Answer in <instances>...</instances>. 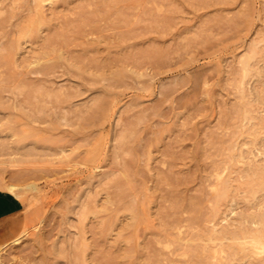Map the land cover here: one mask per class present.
Wrapping results in <instances>:
<instances>
[{"label":"rangeland","instance_id":"374dc122","mask_svg":"<svg viewBox=\"0 0 264 264\" xmlns=\"http://www.w3.org/2000/svg\"><path fill=\"white\" fill-rule=\"evenodd\" d=\"M37 7L44 9L47 18L50 17V25L44 27L46 34L47 31H52L57 51L67 50V53L64 51L67 55L60 57L59 52L51 51V56L48 55L45 61L42 59L31 63L34 59L29 51L39 47V43H36L39 37L23 39L22 36L20 39L18 33L23 35L20 30L23 32L30 24V16H37ZM155 18L160 22L156 23ZM151 19L155 24H152ZM147 23L150 25H146ZM81 24L84 25L83 28ZM4 26H7L6 29ZM61 27L65 29L62 30ZM140 27L147 32H141ZM72 28H75L74 33ZM0 30V34L3 32L6 37L2 38L3 35H0V264H84V258L86 263L91 259L92 262L88 264H136V259L144 257L142 262L152 258L151 261L156 264H216V261L225 264H256L264 259V245H256L252 240L254 228L261 225L264 228L261 223V220L264 222V188L256 192L258 196L255 193L257 199H252L254 197H251L247 184V176L252 173L249 169L251 161L245 160L246 157L255 158L258 165L261 164L259 168L264 169V0H0ZM132 30L135 32L133 36L130 34ZM55 31L59 34L61 31L66 33L56 37ZM8 32H12V35L9 34L10 39ZM125 34L128 35L124 36ZM141 34H144V38ZM100 36L103 39H99ZM82 37L89 42L86 43ZM65 38L70 39V42ZM63 40L66 43L62 47ZM105 42L112 45H105ZM117 42L123 43L117 45ZM138 42L141 45H137ZM91 43H98L95 44L96 47L100 50L102 47L103 52H98L97 48L95 50V45ZM1 44L6 45L3 47ZM68 46L77 49L73 50ZM86 47L94 51L90 50L89 54L83 50ZM7 51L11 55L9 62L4 57ZM112 51L115 53L111 57ZM103 53L109 54L108 58L113 60L106 58ZM71 55L79 58L77 65L69 62V59L65 61ZM137 55L142 57V62H139L141 60ZM15 59H18L16 63ZM122 59L126 61L123 62ZM53 60L58 64H54ZM64 62L66 69L63 67ZM18 63L22 66H18ZM139 63L143 67L140 68ZM49 64L52 68L49 73L43 74V66ZM92 65L99 67L98 70ZM69 67L70 71L72 69L76 73L67 71ZM17 69L19 76L15 75ZM94 69L96 70L93 71ZM31 70L41 73L33 74ZM116 72L119 74L116 75ZM11 73H15L16 77H12L14 75ZM80 73L86 77L82 78ZM123 75L124 78H121L124 80L119 77ZM44 80L50 82L52 87ZM89 80H92L91 83ZM9 81L14 84L10 85ZM111 83L119 86L113 87ZM70 84H76L74 86H78L80 90ZM108 98L113 100L109 101ZM53 110L58 112H52ZM103 117L106 119H101ZM230 144H236V147ZM249 150L256 152L250 154ZM239 152L244 161H232V153L240 155ZM225 156L232 162L228 159L223 161ZM226 160L227 164L224 163ZM245 161L248 162L247 165H244ZM235 164L237 169L242 167L239 168L241 172L244 169L243 175L240 171L233 170L236 169ZM107 170L112 172L111 175ZM170 171L172 174L174 172V176ZM232 172L242 180H235L237 176ZM158 173L164 179L156 176ZM168 173L172 175L171 179L170 176L168 178ZM127 174H130L129 178ZM97 175L101 177L98 178ZM164 175H167L165 183L162 182L165 181ZM219 177H225L228 182ZM124 179L126 181H122ZM225 181L231 184V188L235 185L234 181L242 183H238L239 187L237 184L234 186L236 193L232 189V192L221 198V203L218 202L216 193L223 190ZM161 182L163 185L159 184ZM125 185L128 187L123 193L121 190ZM240 190L245 191L242 196L238 194L241 193ZM170 191L174 192L172 196L168 195ZM120 192L124 197L118 195ZM231 193L241 197L250 195L243 199ZM7 195H17L25 204L26 217L19 225H12L4 218L3 201ZM115 197L121 199L117 200ZM217 202L221 203L223 209V214L217 219L218 231L211 229L212 223L217 221L206 220ZM159 211L164 214L161 215ZM176 215L178 219L181 216L182 220L178 222L176 218L173 221ZM196 216H199L198 219ZM168 222L178 224L173 226ZM93 223L97 226H93ZM160 223L164 226H159ZM104 227H107L105 231ZM159 227L163 230L160 231ZM240 227L247 232L243 234ZM165 228L169 233L165 232ZM237 230L239 238H236ZM157 232L162 233L159 235ZM168 236H177L173 238L177 239L176 242ZM232 237L237 240L234 241ZM186 238L188 241L184 240ZM190 241L195 244H190ZM90 243L92 247L89 246ZM148 243L152 246L148 247ZM232 246L238 250L237 254H233ZM146 247L152 251L149 252ZM194 248L198 250L194 252ZM241 249L244 251L241 252ZM226 250L228 258L223 253ZM138 251L144 252L143 255ZM221 252L222 256H219ZM194 255L199 257L196 256L198 262ZM229 257L233 258V261L230 258L231 263ZM141 261L137 264H143ZM151 261L146 264H152Z\"/></svg>","mask_w":264,"mask_h":264},{"label":"bare ground","instance_id":"6f19581e","mask_svg":"<svg viewBox=\"0 0 264 264\" xmlns=\"http://www.w3.org/2000/svg\"><path fill=\"white\" fill-rule=\"evenodd\" d=\"M67 1H68V0H67ZM69 1H70V0H69ZM36 3H37V2H36ZM31 5H32V4H31ZM35 6H36V4H34V7H35ZM37 6H38V5H37ZM52 6H53V5H52ZM30 7H31V6H30ZM41 7H42V6H41ZM56 7H57V6H56ZM37 8H38L37 16H35V17L32 18V16L29 15L31 19H30V24L27 26V28H25L26 26L23 27V26L21 25V27L25 28V29H23V30H24L23 32H22V30H20L21 33H23V35L18 33V35H20V37H21L20 39H22V36H23V39H26V37H28V38H33V37H34V38H35V37L37 38V37H39V40H37V42H36V43H39V47H38L37 49L32 48V49L29 51V53H32L31 56H32L33 59H34L31 63L40 62L42 59H43V61H45L44 59L50 54L51 51H54V52H55V51L58 50V49L55 47L56 45H54V44H55V43H54L55 38L53 39V36H52L53 34H51L52 31H47V34H46V32H45V30H44V27H45V26H49V25H50V24H49V21H50L49 18H50V17L47 18L44 9H42L43 7H42V8L37 7ZM37 8H36V9H37ZM33 9H34V8H33ZM49 9H51V8H49ZM120 9H121V8H120ZM118 10H119V8H118ZM51 11H52V9H51ZM124 11H125V10H124ZM148 11H149V10H148ZM148 11H147V12H148ZM32 12H33V10H32ZM32 12H30V13L32 14ZM53 12H54V11H53ZM55 12H56V10H55ZM148 13H149V12H148ZM33 14H34V12H33ZM50 14H52V13H50ZM50 14H49V16H51ZM56 14H57V13H56ZM140 14H142V13H140ZM35 15H36V14H35ZM53 15H54V14H53ZM53 15H52V16H53ZM122 15H123V14H122ZM26 16H27V15H26ZM54 16H56V15H54ZM126 16H127V15H126ZM144 16H146V14H144ZM144 16H143V17H144ZM148 16H149V14H148ZM119 18H120V17H119ZM150 18H151V17H150ZM9 19H10V18H9ZM25 19H26V17H25ZM53 19H55V18H53ZM144 19L147 20V18H145V17H144ZM170 19H171V18H170ZM170 19L168 18V20H170ZM26 20H27V19H26ZM138 20H139V19H138ZM146 20H145V22H146ZM157 20H158V19L155 18L154 21H155L156 23H157V22L159 23L160 21H157ZM53 21H54V20H53ZM150 21L152 22V24L154 23V21H153L152 19H151ZM163 21H164V20H163ZM165 21H166V20H165ZM50 22H51V21H50ZM68 22H69V21H68ZM145 22H144V23H145ZM147 22H149V20H147ZM167 22H168V21H167ZM28 23H29V21H28ZM126 23H127V22H126ZM144 23H143V24H144ZM161 23H163V22H161ZM168 23H169V22H168ZM148 24L150 25V23H147L146 25H148ZM154 24H155V23H154ZM164 24H166V22H164ZM128 25H129V24H128ZM170 25H171V24H170ZM19 26H20V25H19ZM59 26H60V25H59ZM59 26H58V27H59ZM61 26H62V25H61ZM63 26H65V24H64ZM77 26H78V25H77ZM83 26H84V25L81 24V27H82V28H83ZM138 26H139V24H138ZM151 26H152V28L154 27L153 25H151ZM158 26H159V25H158ZM161 26L163 27L164 25H161ZM4 27H5L4 29H6L7 26H4ZM21 27H20V28H21ZM52 27H53V26H52ZM120 27H122V26H120ZM147 27H148V26H147ZM149 27H150V26H149ZM167 27H168V26H167ZM17 28H18V27H17ZM20 28H19V29H20ZM54 28H55V27H54ZM61 28H62V27H61ZM65 28H66V26H65ZM65 28H62V30H64ZM79 28H80V27H79ZM94 28H95V27H94ZM140 28H141V27H140ZM144 28H145V27H144ZM165 28H166V27H165ZM4 29H2V30H4ZM74 29H75V28H72L73 33L75 32ZM95 29H96V28H95ZM7 30H8V29H7ZM59 30H60V28L58 29V31H59ZM81 30H82V29H81ZM98 30H99V29H98ZM100 30H101V29H100ZM100 30H99V31H100ZM127 30H129V29H127ZM134 30H135V29H134ZM139 30H140L141 32H142V31H146V32H147V30L143 29V27H142L141 29H139ZM152 30H153V29H152ZM0 31H1V30H0ZM99 31H97L98 34L100 33ZM124 31H125V30H124ZM129 31H130V30H129ZM156 31H157V30H156ZM156 31H155V33H156ZM5 32H7V31H5ZM44 32H45V33H44ZM55 32H56V31H55ZM87 32H88V31H86V33H87ZM92 32H93V31H92ZM94 32H95V31H94ZM153 32H154V30H153ZM11 33H12V32H11ZM11 33L8 32V35H9V34L12 35ZM56 33H57V32H56ZM65 33H66V31H65ZM65 33H62V31L60 32V34H65ZM78 33H81V31L78 32ZM102 33H103V32H102ZM118 33L120 34V31H118ZM118 33H117V34H118ZM125 33H127V32L125 31ZM134 33H135V32L132 30V33H130V34L133 36ZM150 33H151V32H150ZM150 33H148V34H150ZM155 33H154V34H155ZM163 33H164V32H163ZM1 34L3 35V32H1ZM1 34H0V35H1ZM4 34H7V33H4ZM60 34H59V32H58V33L55 34V35H56V37H57V35L59 36ZM67 34H68V32H67ZM87 34H88V33H87ZM100 34H101V33H100ZM121 34H122V32H121ZM121 34H120V35H121ZM128 34H129V33H128ZM128 34H125L124 36H127ZM130 34H129V35H130ZM10 35H9V36H10ZM68 35H69V34H68ZM77 35H78V34H77ZM79 35H80V34H79ZM83 35H84V33H83ZM101 35H102V34H101ZM114 35L116 36V34H114ZM122 35H123V34H122ZM137 35H138V33H137ZM143 35H144V34H143ZM143 35L141 34L142 38H144ZM145 35H147V34H145ZM3 36H4V37H3ZM3 36H2V38H6L5 35H3ZM9 36H8V37H9ZM60 36H61V35H60ZM65 36H66V35H65ZM69 36H70V35H69ZM80 36H81V35H80ZM84 36H85V35H84ZM102 36H103V35H102ZM107 36H108V35H107ZM111 36H112V35H111ZM24 37H25V38H24ZM104 37L106 38L105 35H104ZM135 37H136V36H135ZM2 38H1V39H2ZM10 38H11V36H10L8 39H10ZM82 38L84 39V37H82ZM101 38L103 39V37L100 36L99 39H101ZM108 38H109V36H108ZM117 38H118V37H117ZM127 38H128V37H127ZM65 39H66V38H65ZM67 39H68V38H67ZM67 39H66V40H67ZM75 39H76V38H75ZM78 39H79V38H78ZM109 39H110V38H109ZM133 39H135V38H133ZM136 39H138V38H136ZM152 39H153V38H152ZM16 40H17V39H16ZM56 40H57V39H56ZM68 40H69V42H70V39H68ZM96 40H98V39H96ZM111 40H112V39H111ZM114 40H116V37H114ZM118 40H119V39H118ZM123 40H124V39H123ZM130 40H131V39H130ZM20 41H22V40H20ZM20 41H18V42H19V44H18L19 47H21V45H20ZM30 41H31V40H30ZM59 41H60V40H59ZM59 41H58V42H59ZM64 41H65V40H63L62 44H63V43H66V42H64ZM84 41H86V43H87L88 40H85V39H84ZM92 41H93V40H92ZM92 41H91V42H92ZM94 41H95V40H94ZM108 41H109V40H108ZM119 41H121V40H119ZM131 41H132V40H131ZM131 41H129V44L131 43ZM136 41H137V40H136ZM149 41H151V40H149ZM154 41H156V39H154ZM8 42H9V41H8ZM58 42H57V45L59 44ZM60 42H61V41H60ZM81 42H83V41H81ZM88 42H89V41H88ZM101 42H102V40H101ZM115 42H116V41H115ZM127 42H128V40H127ZM133 42H134V41H133ZM147 42H148V41H147ZM151 42H152V41H151ZM71 43H72V42H71ZM71 43H69V44H71ZM75 43H76V42H75ZM78 43H79V42H78ZM83 43H84V42H83ZM83 43H82V45H83ZM105 43H106V42H105ZM109 43H110V41H109ZM109 43H106L105 45H107V44H108V46H109V45H112V43H111V44H109ZM122 43H123V42H122ZM122 43L120 42V44H122ZM138 43H139V42H138ZM148 43H149V42H148ZM154 43H155V42H154ZM11 44H12V43L10 42V47L12 46ZM73 44H74V43H73ZM88 44H89V43H88ZM91 44H92V43H91ZM95 44H96V43H94V45H95ZM97 44H98V43H97ZM97 44H96V45H97ZM101 44H104V43H101ZM116 44L118 45L119 42H117ZM120 44H119V45H120ZM125 44L127 45L128 43H125ZM132 44H133V43H132ZM132 44H131V46H132ZM136 44H137V43H135V45H136ZM142 44H143V43H142ZM144 44H146V43H144ZM144 44H143V45H144ZM151 44H152V43H151ZM1 45H3V47H4L6 44H5V45H4V44H1ZM7 45H8V43H7ZM15 45H16V44H15ZM78 45H79V44H78ZM78 45H77V46H78ZM85 45H86V44H85ZM85 45H84V46H85ZM92 45H93V44H92ZM94 45H93V46H94ZM96 45H95V48H94V49L96 50V48H97L98 52H99V51L103 52V51H102L103 48L100 47V48H101V50H100V49H98V48H99L98 46L96 47ZM113 45H114V43H113ZM137 45H141V44L139 43V44H137ZM143 45H142V46H143ZM155 45H156V44H155ZM13 46H14V43H13ZM59 46H61V45H59ZM59 46H57V47H59ZM63 46H64V44L62 45V47H63ZM73 46H75V44H74ZM84 46H83V48H84ZM102 46H104V45H102ZM15 47H16V46H15ZM17 47H18V46H17ZM69 47H71V46H68V48H69ZM80 47H81V45H80ZM88 47H90V46H88ZM91 47H92V46H91ZM124 47H125V46H124ZM128 47H130V45H129ZM132 47H133V46H132ZM137 47H138V46H137ZM150 47H151V45H150ZM150 47H149V48H150ZM154 47H156V46H154ZM11 48H12V47H11ZM66 48H67V47H66ZM71 48H73V47H71ZM74 48L77 49V47H74ZM74 48H73V50H75ZM125 48H126V47H125ZM125 48H124V49H125ZM133 48H134V47H133ZM19 49H20V48H19ZM62 49H63V48H62ZM79 49L82 50L81 48H79ZM79 49H78V50H79ZM115 49H116V48H114V50H115ZM122 49H123V47H122ZM130 49H131V48H130ZM130 49H128V50H130ZM157 49H158V48H157ZM157 49H156V50H157ZM3 50H4V49H3ZM3 50H2V51H3ZM11 50H12V49H11ZM11 50H10V51H11ZM13 50H14V48H13ZM17 50H18V49H17ZM70 50H72V49H70ZM83 50H85L86 52H89V54H91V53H90V50H92V49H90V48L87 49V47H86V49H83ZM87 50H89V51H87ZM104 50H106V49H104ZM112 50H113V48H112ZM125 50H126V49H125ZM141 50H142V49H141ZM146 50H148V48H147ZM150 50H152V48H151ZM154 50H155V49H154ZM10 51H7V54L5 53L6 56L3 54L4 57H5V59H7V61H8V59L10 60V57H11V55L9 54ZM18 51L20 52V50H18ZM21 51H26V50L21 49ZM64 51H65V50H61V49H59V51H57V52H59V56H60V57H63V55H67V54H65V52L67 53V50H66L65 52H64ZM76 51H77V50H76ZM85 51H84V52H85ZM92 51H94V50H92ZM106 51H107V50H106ZM110 51H111V50H110ZM115 51H116V50H115ZM117 51H118V50H117ZM8 52H9V53H8ZM11 52H12V51H11ZM27 52H28V51H27ZM69 52H70V51H69ZM73 52H74V51H72V53H73ZM78 52H79V51H78ZM84 52H83V53H84ZM96 52H97V51H96ZM98 52H97V53H98ZM101 52H100V53H101ZM118 52H120V50H119ZM118 52H117V53H118ZM122 52H123V51H122ZM131 52H132V49H131ZM131 52H130V53H131ZM141 52H144V51H141ZM154 52H155V51H154ZM158 52H159V51H158ZM158 52H157V53H158ZM160 52H161V51H160ZM15 53H16V52L14 51V55H15ZM21 53H22V52H21ZM23 53H24V52H23ZM23 53H22V54H23ZM29 53H28V54H29ZM76 53H77V52H75V54H76ZM81 53H82V52H81ZM83 53H82V54H83ZM92 53H93V52H92ZM114 53H115V52H113V51L111 52V57H112V54H114ZM135 53H136V52H135ZM149 53H150V52H149ZM163 53H164V51H163ZM54 54H55V53H54ZM57 54H58V53H57ZM73 54H74V53H73ZM82 54H81V55H82ZM86 54H87V53H86ZM101 54H102V53H101ZM103 54H106V55H105V57L107 56L106 58H108V56L110 57V55L107 54V53H103ZM121 54H122V53H121ZM124 54H126V53H124ZM131 54H132V53H131ZM131 54H130V56L133 55V54H132V55H131ZM136 54H137V53H136ZM136 54H134V55L136 56ZM164 54H165V53H164ZM25 55H26V54H25ZM25 55H24V56H25ZM77 55H79V53H78ZM84 55H85V54H84ZM87 55H88V54H87ZM126 55H127V54H126ZM126 55H125V57H127ZM160 55H161V58H164V57H162V54H160ZM29 56H30V54H29ZM29 56H28V57H29ZM49 56H51V55H49ZM56 56H57V55H56ZM56 56H54V58H55ZM92 56H93V55H92ZM92 56H89V57H92ZM102 56L104 57V55H102ZM102 56H101V57H102ZM116 56H117V55H116ZM130 56H129V57H130ZM137 56H138V55H137ZM151 56H153V53H152ZM156 56H157V55L155 54V58H156ZM14 57H15V56H14ZM80 57L83 59V55L80 56ZM99 57H100V56H99ZM99 57H98V58H99ZM101 57H100V58H101ZM118 57L121 58L122 56H121V57L118 56ZM123 57H124V56H123ZM123 57H122V58H123ZM138 57H140V60H141V61H139V62H142V59H141L142 57H141V56H138ZM157 57H158V56H157ZM17 58H18V57H17ZM22 58H23V57H22ZM24 58H25V57H24ZM56 58H57V57H56ZM84 58H85V56H84ZM96 58H97V57H96ZM98 58H97V59H98ZM132 58H134V57L132 56ZM135 58H136V57H135ZM1 59H2V58H1ZM20 59H21V57H20ZM50 59H51V58H50ZM65 59H66V58H65ZM68 59L70 60L69 62H71L72 64H76V65H77V63L79 62V58L76 57V55H74V56L71 55V56H69V57L67 56V60H65V61H68ZM108 59L110 60V59H112V58H108ZM117 59H118V58H117ZM124 59H125V58H124ZM156 59H157V58H156ZM15 60H16V59H15ZM15 60H13V62H14ZM17 60H18V59H17ZM17 60L15 61V63L17 62ZM31 60H32V59H31ZM61 60H62V59H61ZM63 60H64V59H63ZM87 60H88V59H87ZM99 60H102V59H99ZM112 60H113V59H112ZM120 60H121V59H120ZM3 61L6 62V60H3ZM11 61H12V59H11ZM21 61H23V60H21ZM26 61H27V60H26ZM29 61H30V60H29ZM90 61H91V60H90ZM104 61H105V60H104ZM122 61H123V59H122ZM122 61H121V62H122ZM124 61H126V60H124ZM124 61H123V62H124ZM135 61H136V60H135ZM159 61H160V60H158V63H160ZM8 62H9V61H8ZM19 62H20V61H19ZM24 62H25V61H24ZM51 62H52V61H50V63H51ZM53 62H54V64H58V62L55 63L54 60H53ZM83 62H84V61H83ZM87 62H88V61H87ZM100 62H101V61H99V63H100ZM121 62H120V63H121ZM137 62H138V61H137ZM11 63H12V62H11ZM61 63H62V62H61ZM91 63H92V62H91ZM105 63H106V62H105ZM105 63H103L104 66L106 65ZM133 63H134V62H133ZM26 64H28V63H26ZM29 64H30V62H29ZM45 64H46V63H45ZM52 64H53V63H52ZM64 64H65V62L63 63V65H64ZM72 64H71V65H72ZM82 64H83V63H82ZM88 64H89V63H88ZM100 64H101V63H100ZM118 64H119V63H118ZM121 64H122V63H121ZM152 64H154V63H152ZM6 65L9 66L8 64H6ZM13 65H14V63H13ZM17 65L19 66L20 64L18 63ZM31 65H32V64H31ZM33 65H34V64H33ZM46 65H47V64H46ZM60 65H61V64L59 63V65H58L59 68H60ZM78 65H79V64H78ZM80 65H81V64H80ZM125 65H126V64H125ZM132 65H133V64H132ZM132 65H131V66H132ZM139 65H140V63H139ZM1 66H2V63H1ZM21 66H22V65H20V67H21ZM29 66H30V65H29ZM55 66H56V65H55ZM65 66H67V65L65 64L63 67H65ZM72 66H73V65H72ZM84 66H86V65H84ZM90 66H91V65H90ZM92 66L96 67L97 70H98V68H99V67H97V66H95V65H92ZM106 66H107V65H106ZM129 66H130V65H129ZM9 67H10V66H9ZM11 67H13V66H11ZM63 67H61V68H63ZM94 67H92V69H93ZM117 67H118V66H117ZM132 67H133V66H132ZM141 67H143L142 64L140 65V68H141ZM25 68H26V65H25ZM25 68H24V69H25ZM27 68H28V67H27ZM51 68H52V67H51L50 64H49V66H43V68H42V73H43V74H47V73H49V71H50ZM66 68H67V67H65L64 69H66ZM73 68H74V67H73ZM89 68H91V67H89ZM104 68H105V67H104ZM11 69H14V68H11ZM11 69H10V71H11ZM28 69H29V68H28ZM28 69H27V70H28ZM40 69H41V68H40ZM69 69H70V67L67 69V71H68ZM92 69H91V70H92ZM109 69H111V68H109ZM109 69H107V70L109 71ZM114 69H115V67H114ZM134 69H135V68H134ZM86 70H87V69H86ZM95 70H96V69H94L93 71H95ZM102 70H103V69H102ZM104 70H106V69H104ZM126 70H127V69H125L124 75H125V73H126ZM128 70H129V67H128ZM136 70H137V68H136ZM138 70H139V68H138ZM8 71H9V70H8ZM8 71H7V72H8ZM10 71H9V72H10ZM21 71H22V70H20V72H21ZM23 71H24V70H23ZM72 71H74V70H72V69H71V71L69 70V72H72ZM76 71H79V70L76 69ZM110 71H111V70H110ZM115 71H116V70H115ZM129 71H131V70H129ZM129 71H128V72H129ZM140 71H141V70H140ZM7 72H6V73H7ZM15 72H16V74H15V73H11V75H14V74L17 75V74H18V69H17V71H15ZM30 72H32V73L34 74L35 72L38 73L39 71H38V70H37V71H36V70H34V71L31 70ZM30 72H29V74H31ZM53 72H55V71H53ZM57 72H58V71H57ZM63 72H64V71H63ZM63 72L61 73L62 75H63ZM74 72H75V71H74ZM74 72H73V73H74ZM98 72H99V71H98ZM117 72H119V71H117ZM117 72H116V73H117ZM131 72H133V71H131ZM131 72H130V73H131ZM39 73H41V71H40ZM65 73H66V71H65ZM73 73H72V75H73ZM75 73H76V72H75ZM81 73H82V72H81ZM81 73H80V75H81ZM96 73H97V71H96ZM111 73H112V72H111ZM111 73H110V74H111ZM140 73H141V72H140ZM8 74H9V73H8ZM20 74L22 75V73H20ZM24 74H25V72H24ZM24 74H23V75H24ZM56 74H57V73H56ZM82 74H83V73H82ZM118 74H119V73H117L116 75H118ZM120 74H121V73H120ZM122 74H123V72H122ZM134 74H135V72H134ZM138 74H139V73H138ZM138 74H137L136 76H139ZM15 75L12 76V77H16ZM27 75H28V74H27ZM74 75H77V74H74ZM80 75L78 74V76H80ZM90 75H91V74H90ZM103 75H104V73H103ZM124 75H123V76H119V77H120V78H121V77L124 78ZM17 76H19V75H17ZM42 76H43V75H42ZM54 76H55V75H54ZM65 76H66V75H65ZM78 76H77V77H78ZM81 76H82V75H81ZM126 76H127V75H126ZM7 77H8V76H7ZM21 77H22V76H20V78H21ZM84 77H86V76L84 75ZM84 77L82 76V78H84ZM96 77H97V76H96ZM4 78H6V77H4ZM27 78H28V77H27ZM27 78H25V79H27ZM30 78H31V77H29V79H30ZM41 78H42V77H41ZM48 78H49V77H48ZM69 78H70V75H69ZM71 78H72V77H71ZM37 79H38V78H37ZM37 79H36V80H37ZM39 79H40V78H39ZM66 79H67V78H66ZM85 79H87V78H85ZM88 79H89V78H88ZM90 79H91V78H90ZM92 79H94V78H92ZM105 79H106V78H105ZM121 79H122V78H121ZM12 80H14V79H12ZM12 80H11V81H12ZM17 80H18V79H17ZM30 80H32V78H31ZM30 80H29V81H30ZM33 80H34V79H33ZM47 80L49 81V79H47ZM72 80H74V78H73ZM75 80H78V78H77V79L75 78ZM83 80H84V79H83ZM94 80H96V78H95ZM122 80H124V79H122ZM122 80H121V81H122ZM7 81H8V80H7ZM44 81H45V80H44ZM50 81H51V80H50ZM64 81H65V80H64ZM90 81H92V80H89L88 82H90ZM9 82H10V81H9ZM21 82H22V81H21ZM21 82H19V83H21ZM45 82H47V81H45ZM75 82H76V81H75ZM75 82H74V83H75ZM84 82H85V81H84ZM122 82H123V81H122ZM122 82H121V83H122ZM38 83H39V82H38ZM47 83H48V82H47ZM90 83H91V82H90ZM94 83H96V82H94ZM113 83H114V82H113ZM115 83H117V82H115ZM119 83H120V82H118V84H119ZM13 84H14V83H13ZM13 84H11V82H10V85H13ZM22 84H23V83H22ZM28 84H29V83H28ZM39 84H40V83H39ZM41 84H42V82H41ZM48 84L51 85L50 82H49ZM48 84H46V85H48ZM53 84H54V83H53ZM81 84H82V83H81ZM83 84H84V83H83ZM125 84H126V82H125ZM135 84H136V83H135ZM10 85H8V86H10ZM30 85H31V84H30ZM36 85H37V84H36ZM62 85H64V84L62 83ZM70 85H71V84H70ZM70 85H68V86H70ZM74 85H76V84H74ZM74 85H71V86H74ZM77 85H79V84H77ZM86 85H88V84H86ZM86 85H85V86H86ZM106 85H107V84H106ZM112 85H113V84L111 83V86H112ZM116 85H117V84H116ZM116 85L114 84L113 87H115ZM126 85L129 86V83H127ZM126 85H125V86H126ZM0 86H1V85H0ZM16 86H17V84H16ZM21 86H22V85H21ZM25 86H26V85H25ZM34 86H35V85H34ZM38 86H39V85H38ZM38 86H36V87H38ZM42 86H43V85H41V87H42ZM65 86H66V85H65ZM65 86H64V87H65ZM68 86H67V87H68ZM71 86H70V87H71ZM81 86H82V85H81ZM85 86H84V87H85ZM89 86H90V85H88V87H89ZM118 86H119V85H117V87H118ZM6 87H7V86H6ZM14 87H15V86H14ZM29 87H30V86H29ZM51 87H52V85H51ZM51 87L49 86L48 88H51ZM74 87H75V89H76V87L78 88V86H74ZM86 87H87V86H86ZM88 87H87V90H88ZM44 88H45V87H44ZM60 88H61V87H60ZM82 88H83V87H82ZM110 88H111V87H110ZM120 88H122V87H120ZM16 89H17V88H16ZM78 89L80 90V88H78ZM78 89H77V90H78ZM89 89H90V88H89ZM40 90H41V89H40ZM138 90H139V89H138ZM83 91H84V90H83ZM52 93H53V92H52ZM70 94H71V93H70ZM116 94H118V93H116ZM53 96H54V95H53ZM93 96H94V95H93ZM113 96H114V95H113ZM65 97H66V96H65ZM67 97H70V96L67 95ZM57 98H58V97H57ZM63 98H64V97H63ZM99 98H100V97H99ZM34 99H35V98H34ZM91 99H92V98H91ZM94 99H95V98H94ZM106 99H107V98H106ZM110 99H111V98H110ZM110 99L108 98L109 101H110ZM59 100H60V99H59ZM61 100H63V99H61ZM70 100H71V99H69L68 102H70ZM96 100H98V98H96ZM96 100H95V102H96ZM99 100H100V99H99ZM99 100H98V101H99ZM111 100H113V99H111ZM114 100H117V99H114ZM32 101H33V100H32ZM98 101H97V102H98ZM129 101H131V100H129ZM136 101H137V100H136ZM117 102H118V100H117ZM26 103H27V102H26ZM119 103H120V102H119ZM126 103H127V102H125V104H126ZM131 103H132V101H131ZM135 104H136V103H135ZM60 105H61V104H60ZM114 105H115V103L113 104V107H114ZM116 105H117V104H116ZM60 107H61V106H60ZM63 107H64V106H63ZM65 107H67V106H65ZM54 108H55V107H54ZM103 108H104V105H103ZM103 108H102V110H103ZM61 109H62V108H61ZM93 109H94V108H93ZM93 109H92V110H93ZM96 109H98V108H96ZM99 109H100V108H99ZM55 110H57V109H55ZM55 110H53L52 112H54ZM90 111H91V110H90ZM98 111H99V110H98ZM98 111H95V112L98 113ZM55 112H58V111H55ZM61 112H64V111H61ZM103 112H104V110H103ZM93 113H94V112H93ZM93 113H92V114H93ZM49 114H50V113H49ZM88 114H89V113H88ZM50 115H52V113H51ZM58 115H59L58 118H60V113H58ZM89 115H90V114H89ZM99 115H100V113H99ZM101 115H102V114H101ZM101 115H100V116H101ZM103 115H105V114H103ZM35 116H36V115H35ZM48 116H49V115H48ZM48 116H47V118H48ZM53 117H54V115H53ZM92 117H93V116H92ZM93 118H94V117H93ZM104 118H105V117H103V118H101V119H104ZM36 119H37V118H36ZM49 119H50V117H49ZM51 119H52V118H51ZM83 119H84V118H83ZM101 119H100V120H101ZM105 119H106V118H105ZM33 120H34V119H33ZM49 121H51V120H49ZM32 137H33V136H32ZM122 137H123V135H122ZM33 138H34V137H33ZM254 138H255V137H253V139H254ZM250 139H251V138H250ZM258 139H259V138H258ZM222 140H224V139H222ZM222 140H220V141H222ZM42 141H43V140H42ZM250 141H252V139H251ZM256 141H257V138H256ZM69 142H70V141H69ZM229 142H230V141H229ZM257 142H258V141H257ZM251 143H253V142H251ZM254 143L256 144V142H254ZM220 144H221V143H220ZM255 144H254V145H255ZM66 145H67V143H66ZM122 145H123V144H122ZM231 145H232V144H230V146H231ZM235 145H236V144H234V145H232V146H235ZM250 145H251V144H250ZM116 146H117V145H116ZM116 146H115V147H116ZM216 146H217V145H216ZM216 146H213V147H216ZM113 147H114V146H113ZM122 147H123V146H122ZM223 147H224V146H223ZM235 147H236V146H235ZM255 147H256V146H255ZM66 148H67V147H66ZM116 148H117V147H116ZM226 148H227V147H226ZM233 148H234V147H233ZM220 149H221V147H220ZM230 149H231V148H230ZM240 149H241V150H244V148H240ZM250 149L252 150V148H250ZM114 150H115V149H114ZM216 150H217V149H216ZM231 150H232V149H231ZM241 150H240V151H241ZM118 151H119V150H118ZM118 151H117V152H118ZM233 151H234V150H233ZM46 152H47V151H46ZM243 152H245V151H242V153H243ZM246 152H248V151H246ZM249 152H250V154L252 153V151H250V150H249ZM253 152L255 153L256 151L253 150ZM114 153H115V152H114ZM119 153H120V152H119ZM229 153H230V152H229ZM229 153H227V156L229 155ZM254 153H252V154H254ZM259 153H260V152H259ZM225 154H226V152H225ZM232 154H233V155L230 156L231 159H232V161H234V162H236V161L239 162L240 160H241V161H244V159L242 160V158H240V156L242 155V154H240V152H239L240 155H238L237 153H232ZM116 155H117V154H116ZM118 155H119V154H118ZM223 155H224V154H223ZM223 155H222V157H223ZM248 155H249V154H248ZM259 155H260V154H259ZM106 156H107V155H106ZM110 156H111V155H110ZM113 156H115V154H114ZM119 156H120V155H119ZM211 156H212V155H211ZM227 156H225V158H223V161H224L225 159H228L229 156H228V157H227ZM212 157H213V156H212ZM226 157H227V158H226ZM241 157H242V156H241ZM244 157H245V155H244ZM250 157H251V156H250ZM258 157H259V156H258ZM112 158H113V157H112ZM247 158H248V157H246L245 160H250V161H251V164H250L251 166H249V165H248V166H249V169H251L250 172H252L250 176H247V180H249V181H247V184H248V188H249V190L251 191V192H250V193H251V197L253 196L254 198H252V199L255 200V199H257L256 195L258 194V193H256V192H257V191L259 192L260 188H261V189L264 188V169L261 170V169L259 168V167H261V164H259V165H260V166H259V165H258V162H257V160H256L255 158H254V159L251 158L252 160H251V159H247ZM114 159H115V158H114ZM231 159H230V160L228 159L229 162L231 161ZM107 160H108V159H107ZM214 160H215V159H214ZM220 160L222 161V159H220ZM220 160H218V161H220ZM112 161H113V160H112ZM221 161H220V162H221ZM226 161H227V160H226ZM232 161H231V162H232ZM117 162H118V161H117ZM259 162H260V161H259ZM110 163H112V162L110 161ZM214 163H215V162H214ZM224 163L227 164L228 161H227V162H224ZM241 163H242V162H241ZM243 163H244V162H243ZM246 163H248V162L245 161L244 165H247ZM249 163H250V162H249ZM263 163H264V162H263ZM124 164H125V162H124ZM124 164H122V165H124ZM126 164H127V163H126ZM219 164H221V163H219ZM222 164H223V163H222ZM237 164H238V163H237ZM253 164H254V165H253ZM224 165H225V164H224ZM235 165H236V164H235ZM244 165H243V166H244ZM109 166H110V165H109ZM113 166H114V165H113ZM125 166H126V165H125ZM125 166H124V168H125ZM128 166H129V165H128ZM96 167H97V168H101V167H99V166H96ZM96 167H95V168H96ZM230 167H231V166H230ZM238 167H239V166H238ZM240 167H241V166H240ZM240 167H239V168H240ZM263 167H264V165H263ZM97 168H96V169H97ZM121 168H122V167H121ZM126 168H127V166H126ZM126 168H125V169H126ZM128 168H129V167H128ZM232 168H233V167H232ZM239 168L237 169V165H236V169H233V170L239 172V171H240ZM104 169H105V168H104ZM110 169H111V168H110ZM240 169H242V167H241ZM98 170H99V169H98ZM123 170H124V169H122V171H123ZM104 171H105V170H104ZM111 171H113V169H112ZM111 171H110V172H111ZM122 171H121V172H122ZM124 171H125V170H124ZM126 171L128 172L127 169H126ZM174 171H175V170H174ZM242 171H243V172H241V171H240V172H241L242 175H243V173H244V169H243ZM97 172H98V171H97ZM102 172H103V171H102ZM107 172H108L110 175H111V173H112V172L110 173L109 170H107ZM170 172H171V174H172V171H170ZM240 172H239V173H240ZM247 172H248V170H247ZM247 172H246V173H247ZM98 173H99V172H98ZM100 173H101V172H100ZM103 173H105V172H103ZM229 173H230V172H229ZM232 173L234 174V172H232ZM232 173H231V174H232ZM248 173H249V172H248ZM158 174H159V175H158ZM158 174H157L156 176H158V177L160 178L162 175L160 176V173H158ZM171 174H170V175H171ZM176 174H177V173H176ZM235 174H236V173H235ZM235 174H234V175H235ZM94 175H95V174H94ZM101 175H102V174H101ZM105 175H106V174H105ZM122 175H123V172H122ZM127 175H128V177H127V176H125V177L129 178L130 174H127ZM167 175H168V178H169V176H170L169 173H168ZM167 175H166V176L164 175V176H165V181H162V182H164V183L166 182V179H167L166 177H167ZM172 175L174 176V172H173ZM172 175H171V176H172ZM238 175H241V174H238ZM92 176H93V175H92ZM102 176H103V175H102ZM171 176H170V179H171ZM177 176H178V175H177ZM228 176H230V175L228 174ZM236 176H237V174H236ZM97 177L99 178V177H101V176H100V175H99V176L97 175ZM97 177H96V178H97ZM104 177H105V176H104ZM106 177H107V176H106ZM106 177H105V178H106ZM113 177H114V176H113ZM230 177H231V176H230ZM234 177H235V176H234ZM234 177H233V178H234ZM241 177H243V176H241ZM241 177H240V178H241ZM98 178H97V179H98ZM102 178H103V177H102ZM121 178H122V177H121ZM159 178H157V179H159ZM162 178H163V177H162ZM162 178H160V179H162ZM181 178H183V177H181ZM224 178H225V177H224ZM224 178L220 179V177H219L220 180H223ZM231 178H232V177H231ZM231 178H230V179H231ZM125 179H126V178H125ZM125 179L122 180V181H126ZM130 179H131V178H130ZM130 179H129V181H130ZM163 179H164V178H163ZM173 179H174V178H172L171 181H173ZM175 179H176V178H175ZM225 179H226V178H225ZM225 179H224V180H225ZM236 179H238V176L235 178V180H236ZM92 180H93V179H91V181H92ZM94 180H95V179H94ZM220 180H219V182H220ZM226 180H227V179H226ZM233 180H234V179H232V181H233ZM241 180H242V179H241ZM241 180L238 179V181H241ZM89 181H90V179H89ZM95 181H96V180H95ZM129 181H127V182H129ZM167 181H168V180H167ZM169 181H170V180H169ZM184 181H185V180H184ZM127 182H125V183L127 184ZM159 182H160V181H159ZM162 182L159 183V184H162ZM175 182H176V181H175ZM181 182H182V181H181ZM181 182H180V183H181ZM225 182H226V181H225ZM227 182H228V180H227ZM227 182H226V185H225V186L222 185L224 182H223L222 184L220 183V184H221L222 186H224V187H222L223 190H222L221 192L216 193V194H217V198L219 199L218 202H219L220 200H222L223 197H225V195H226L228 192H232V191H231L232 189H233V191H234V186H235L236 184H237V186H238V183H242V182H238V183H237V182L234 181L235 185H234V186L232 185L233 188H231V184H229V183L227 184ZM95 183H97V182H95ZM95 183H93V184H95ZM120 183H121V181H120ZM120 183H119V185H120ZM125 183L123 182V184H125ZM156 183H158V182H156ZM178 183H179V182H178ZM245 183H246V182H245ZM245 183H244V184H245ZM89 184H90V183H89ZM123 184H122V185H123ZM159 184H158V185H159ZM167 184H169V182H168ZM172 184H173V182L171 183V185H172ZM175 184H176V183H175ZM95 185L97 186V184H95ZM119 185H118V187H119ZM162 185H163V184H162ZM162 185H160V186H162ZM245 185H246V184H245ZM177 186H178V184H177ZM177 186H176V188H177ZM237 186H236V187H237ZM116 187H117V186H116ZM118 187H117V188H118ZM127 187H128V186L125 185V188L122 187L123 189H122L121 191L123 192V190H126ZM171 187H173V186H171ZM238 187H239V186H238ZM238 187H237V188H238ZM119 188H120V187H119ZM119 188H118V189H119ZM157 188L159 189V186H157ZM160 189H161V187H160ZM235 189H236V188H235ZM238 189H239V188H238ZM249 190H248L247 192H249ZM118 191H119V190H118ZM260 191H261V190H260ZM122 192H120V194L118 193V195H119V196L121 195V196L124 197V194H123L124 192H123V193H122ZM177 192H178V190H177ZM234 192H235V191H234ZM237 192H238V190H237ZM239 192H241V190H240ZM244 192H245V191H244ZM244 192L242 191L241 193H238V194L241 195V194L244 193ZM262 192H263V191H262ZM126 193H127V192H126ZM126 193H125V194H126ZM173 193H174V192L171 193V191H170L168 195H171V196H172ZM175 193H176V192H175ZM179 193L181 194V191H180ZM235 193H236V192H235ZM255 193H256V195H255ZM116 194H117V193H116ZM127 194H128V193H127ZM231 194H233V193H231ZM238 194H236L237 196H235L234 194H233V195H234L235 197L240 198L242 195H241V196H238ZM259 194H260V193H259ZM118 195H117V196H118ZM175 195H176V194H175ZM249 195H250V194H249ZM249 195H248V196H249ZM117 196H116V197H117ZM121 196H120V197H121ZM125 196H126V195H125ZM147 196H148V195H147ZM203 196H204V195H203ZM229 196H230V194H229ZM229 196H228V197H229ZM243 196H244V195H243ZM248 196H247V197H241V198H243V199H244V198H249ZM257 196H258V195H257ZM116 197H115V198H116ZM123 197H122V198H123ZM128 197H129V194H128ZM176 197H178V196H176ZM179 197H180V196H179ZM181 197H182V196H181ZM215 197H216V195H215ZM251 197H250V198H251ZM255 197H256V198H255ZM125 198H127V197H125ZM125 198H124V199H125ZM174 198H175V197H174ZM182 198L184 199V197H182ZM221 198H222V199H221ZM116 199H117V198H116ZM118 199L120 200L121 198H118ZM118 199H117V200H118ZM171 199H172V198H171ZM175 199H176V198H175ZM178 199H179V198H178ZM178 199H177L176 201H178ZM191 199H192V198H191ZM224 199H225V198H224ZM172 200H173V199H172ZM192 200H193V199H192ZM248 200H249V199H248ZM97 201H98V200H97ZM107 201H108V200H107ZM169 201H170V200H169ZM174 201H175V200H174ZM174 201H173V203H174ZM180 201H181V198H180ZM183 201H184V200H183ZM183 201H182V202H183ZM120 202H121V201H120ZM125 202H126V201H125ZM125 202H124L123 204H125ZM170 202H171V201H170ZM193 202H194V201H193ZM193 202H192V203H193ZM218 202H217L216 205L213 207V209L211 210V212H210V214H209V216L207 217L206 220H208V221H213V220H214V221H217V219L220 218L221 214H223V212H222L223 209H221V206H220L221 203H222V201H220V202H221L220 204H219ZM176 203H177V202H176ZM176 203H175V204H176ZM192 203H191V204H192ZM191 204H190V206H191ZM97 205H98V204H97ZM171 205H172V204H171ZM180 205H181V204H180ZM193 205H194V204H193ZM195 205H196V204H195ZM98 207L100 208V204H99ZM182 207H184V206H182ZM99 208H98V210H100ZM161 208H162V207H161ZM176 208H177V207H176ZM158 209H160V207H159ZM173 209H174V208H173ZM179 209H180V208H179ZM190 209H191V208H190ZM196 209H197V208H196ZM168 210H169V209H168ZM182 210H184V209L182 208ZM160 211H162V210L160 209ZM160 211H159V212H160ZM201 211H202V210H201ZM80 212H81V211H80ZM159 212H155V213H159ZM171 212H172V210H171ZM173 212H174V211H173ZM173 212H172V213H173ZM177 212L180 213V211H177ZM177 212H176V213H177ZM195 212H196V211H195ZM134 213H135V212H134ZM138 213H139V212H138ZM138 213H136V214L138 215ZM141 213H143V212H141ZM141 213H140V214H141ZM166 213H167V211H166ZM168 213H169V212H168ZM174 213H175V212H174ZM200 213H201V212H200ZM85 214H86V213H85ZM140 214H139V216H140ZM160 214L163 215L164 212H163V214H162V212H160ZM169 214H171V213H169ZM169 214H168V215H169ZM181 214H183V211H182ZM193 214H194V212H193ZM87 215H88V214H86V216H87ZM134 215H135V214H134ZM134 215H132V216H134ZM141 215H142V214H141ZM154 215H155V214H154ZM249 215H251V214H249ZM155 216H156V215H155ZM164 216H165V215H164ZM166 216H167V215H166ZM170 216H171V215H170ZM170 216H169V217H170ZM172 216H173V215H172ZM192 216H193V215H192ZM263 216H264V215H263ZM87 217H88V216H87ZM157 217H158V216H157ZM169 217H168V219H169ZM196 217H197V219H198L199 216H196ZM196 217H194V218H196ZM135 218H136V217H135ZM158 218H159V217H158ZM160 218H161V217H160ZM172 218H173V217H172ZM176 218H177V215H176L175 218H173V221H176ZM256 218H257V217H256ZM263 218H264V217H263ZM163 219H164V218H163ZM177 219H178V218H177ZM180 219H181V216H180ZM180 219H178L177 221L179 222ZM199 219L202 220L201 217H200ZM159 220H160V219H159ZM165 220H167V218H165ZM165 220H164V221H165ZM181 220H182V219H181ZM167 221H170V220H167ZM167 221H166V222H167ZM95 222H96V221H95ZM181 222H182V221H181ZM217 222H218V221H217ZM217 222L212 223V224H213V225H211V229H212V230H217V229L219 228V227H217V226H219V222H218V223H217ZM254 222L257 223V221H254ZM168 223L170 224L171 222H168ZM168 223H167V224H168ZM182 223H183V222H182ZM182 223H181V224H182ZM187 223H188V222H187ZM198 223H199V222H198ZM204 223H205V222H204ZM210 223H211V222H210ZM261 223L264 224V222H262V220H261ZM93 224H94V223H93ZM96 224H97V222H96ZM96 224H94L93 226H95ZM157 224H159V223H157ZM163 224H164V222H163ZM163 224L160 223L159 226L162 227V226H164ZM167 224H166V225H167ZM169 224H168L167 226H169ZM171 224H172V223H171ZM177 224H178V223H177ZM177 224H176V225H177ZM179 224H180V223H179ZM172 225H173V224H172ZM174 225H175V224H174ZM174 225H173V226H174ZM176 225H175V226H176ZM191 225H192V224H191ZM193 225H194V224H193ZM193 225H192V226H193ZM204 225H205V224H204ZM206 225H207V224H206ZM96 226H97V225H96ZM178 226H179V225H178ZM109 227H110V224H109ZM165 227H166V226H165ZM187 227H188V226H187ZM226 227H228V228L230 229L229 226H226ZM226 227H225V229H226ZM261 227H262V228H261ZM261 227H259V228H257V229L254 228L253 233H252V234H253V235H252V240H253V242H256V245H264V228H263L262 225H261ZM99 228H100V227H99ZM105 228L107 229V227H104V229H103L104 231L106 230ZM155 228H156V227H155ZM167 228H169V227H167ZM170 228H171V227H170ZM170 228H169V229H170ZM172 228H173V227H172ZM199 228H200V227H199ZM205 228H206V227H205ZM223 228H224V226L222 227V229H223ZM159 229H160V227H159ZM165 229H166V228H165ZM232 229H234V228H232ZM232 229H231L230 231H233ZM237 229H238V228H237ZM252 229H253V228H252ZM255 229H256V230H255ZM96 230H97V227H96ZM96 230H95V231H96ZM99 230H100V229H99ZM153 230H154V228H153ZM162 230H163V228H162ZM162 230L160 229V231H162ZM167 230H168V229H166L165 232H166ZM173 230H174V229H173ZM197 230H199V229H197ZM207 230H208V228H207ZM220 230H221V229H220ZM226 230H227V229H226ZM226 230H224V231H226ZM240 230H243V231H244V228L241 229V227H240ZM240 230H239V231H240ZM245 230H246V229H245ZM91 231H92V229H91ZM184 231H185V230H184ZM184 231H183V232H184ZM187 231H188V230H187ZM190 231H192V230H190ZM217 231H218V230H217ZM235 231H236V227H235ZM243 231H240V232L243 233ZM248 231H249V230H248ZM93 232H94V231H93ZM96 232H97V231H96ZM99 232H101V231H99ZM155 232H156V230H155L154 233H153L154 235H155ZM167 232H168V231H167ZM170 232H171V231H170ZM185 232H186V231H185ZM185 232H184V233H185ZM215 232H216V231H215ZM226 232H227V231H226ZM233 232H234V231H233ZM245 232H247V231H244L243 234H245ZM101 233H103V232H101ZM157 233H159V232H157ZM161 233H162V232H160L159 235H160ZM168 233H169V232H168ZM228 233H229V232H228ZM230 233H232V232H230ZM238 233H239V232H238V230H237L236 234H238ZM93 234H94V233H93ZM98 234H99V233H98ZM164 234H166V233H164ZM164 234H163V235H164ZM186 234H187V233H186ZM216 234H217V233H216ZM236 234H235V237H236ZM94 235H95V234H94ZM156 235H157V234H156ZM163 235H162V236H163ZM166 235H167V234H166ZM183 235H184V234H183ZM183 235H182V236H183ZM172 236H173V235L171 234V237H172ZM237 236H238V237H236V238H239V237H240L239 234H238ZM163 237H166V236H163ZM168 237H169V236H168ZM171 237H169V238L172 239V240H174L173 238H174V237H177V236H174L173 238H171ZM241 237H242V236H241ZM244 237H246V236H244ZM248 237H249V236H248ZM248 237H246V238H248ZM96 238H97V237H96ZM179 238H182V237H179ZM228 238H231V237H228ZM242 238H243V237H242ZM156 239H157V238H156ZM158 239H159V238H158ZM161 239H162V238H161ZM165 239H166V238H165ZM165 239H164V240H165ZM211 239H212V238H211ZM232 239H233V237H232ZM234 239H235V238H234ZM234 239H233V240H234ZM94 240H95V239H94ZM159 240H160V239H159ZM176 240H177V239H176ZM176 240H174V241L176 242ZM184 240L188 241L187 238L184 239ZM184 240H181V239H180V241H184ZM192 240H193V239H192ZM192 240H191V241H192ZM235 240H237V239H235ZM235 240H234V241H235ZM238 240H239V239H238ZM240 240H241V239H240ZM191 241H190V244H191L194 240H193L192 242H191ZM241 242H243V241H241ZM151 243H152V241H151ZM153 243H154V242H153ZM153 243H152V244H153ZM163 243H165V241H164ZM238 243H239V242H238ZM78 244H79V243H78ZM86 244H87V243H86ZM88 244H89V243H88ZM144 244H145V243H144ZM148 244H149V243H148ZM179 244H180V243H179ZM181 244H182V242H181ZM192 244H193V243H192ZM194 244H195V243H194ZM194 244H193V245H194ZM149 245H150V244H149ZM187 245H188V244H187ZM237 245L239 246V244H237ZM74 246H75V245H73V247H74ZM89 246L92 247L93 245L91 246V243H90ZM89 246H88V247H89ZM151 246H152V245H150V246H148V247H151ZM184 246H186V245L184 244ZM189 246H191L192 248L194 247V246H192V245H189ZM226 246H227V245H226ZM75 247H76V246H75ZM85 247H86V246H85ZM90 247H89V248H90ZM144 247H145V245H144ZM148 247H146V248H148ZM216 247H217V246H216ZM224 247H225V246H224ZM228 247H229V246H228ZM232 247L234 248V249H232L233 254H237L236 251H238V250H237L234 246H232ZM263 247H264V246H263ZM86 248H87V247H86ZM89 248H88V249H89ZM152 248H153V247H152ZM225 248H226V247H225ZM93 249H94V248H93ZM139 249H140V248H139ZM141 249H142V248H141ZM143 249L145 250V248H143ZM148 249H149V248H148ZM155 249H157V248H155ZM155 249H154V250H155ZM188 249H189V248H188ZM196 249L198 250V248H194V252L196 251ZM205 249H206V248H205ZM242 249H243V248H242ZM242 249H241V252L244 251V250H242ZM84 250H85V249H84ZM146 250H147V249H146ZM189 250H190V249H189ZM207 250H208V247H207ZM212 250H213V249H212ZM212 250L210 251V253L212 252ZM227 250H228V248H227ZM227 250H226V253L223 252L224 254H226L225 256H227V253L229 252V250H228V252H227ZM239 250H240V249H239ZM246 250H247V249H246ZM86 251H87V250H86ZM86 251H85V252H86ZM91 251H92V250H91ZM142 251H143V250H142ZM151 251H152V249L150 248V249H149V252H151ZM155 251H156V250H155ZM155 251H153V252L156 253ZM157 251H159V249H157ZM199 251H200V250H199ZM199 251H197V252H199ZM201 251H202V249H201ZM201 251H200V252H201ZM214 251H215V250H214ZM221 251H222V250H221ZM139 252H140V251H138L137 253H139ZM147 252H148V250H147ZM147 252H145V253H147ZM185 252H187V251H185ZM190 252H191V250H190ZM200 252H199V254H200ZM202 252H203V251H202ZM239 252H240V251H239ZM257 252H258V251H257ZM86 253H87V252H86ZM142 253H144V252H141V253H139V254L143 255ZM183 253H184V252H183ZM187 253H188V252H187ZM206 253H208V252H206ZM206 253H205V254H206ZM213 253H214V252H213ZM215 253H216V251H215ZM231 253H232V252H231ZM260 253H261V251H260ZM62 254H63V253H62ZM107 254H108V253H107ZM194 254H195V253H194ZM197 254H198V253H197ZM199 254H198V255H199ZM238 254L240 255V253H238ZM141 255H140V256L138 255V256L141 257ZM155 255H156V254H155ZM159 255H160V254H159ZM162 255H163V254H162ZM164 255H166V254L164 253ZM206 255H207V254H206ZM206 255H205V256H206ZM210 255L212 256L213 254H210ZM216 255H217V254H216ZM220 255L222 256V252H221V254H219V256H220ZM242 255H243V254H242ZM93 256H94V255H93ZM144 256H146V254H145ZM150 256H152V255L150 254ZM166 256H167V255H166ZM194 256H195V258H196L197 255H194ZM228 256H229V253H228ZM228 256H227V258H228ZM230 256H232V254H230ZM240 256H241V255H240ZM240 256H238V257H240ZM94 257H95V256H94ZM153 257H154V256H153ZM156 257H157V256H156ZM160 257H161V256H160ZM197 257H198V256H197ZM199 257L202 258V255H199ZM199 257H198V258H199ZM208 257H209V256H208ZM223 257H224V256H223ZM242 257H243V256H242ZM242 257H240V258H242ZM91 258H92V257H91ZM96 258H97V257H96ZM144 258H145V257H144ZM144 258H142V259L144 260ZM162 258H163V257H162ZM166 258H167V257H166ZM169 258H170V257H169ZM201 258H200V259H201ZM221 258H222V257H220V259H221ZM224 258H225V257H224ZM230 258H231V257H229V259H230ZM256 258H257V256H256ZM261 258H262V257H261ZM142 259H141V260H142ZM159 259H160V258H159ZM159 259L157 258V260H159ZM164 259H165V256H164L163 260H164ZM167 259H168V258H167ZM208 259H209V258H208ZM208 259L206 258V260H208ZM231 259H232V261H233V258H231ZM231 259L229 260V263L232 262ZM238 259H239V258H238ZM238 259H235V260L239 261ZM82 260H83V257H82ZM82 260H81V261H82ZM89 260L91 261V259H89ZM136 260H137V261H136L137 263H138V261H141V260H139V258L136 259ZM151 260H152V258H151ZM151 260H150V258H149V259L147 258V262H149V261H151ZM157 260H155V261H157ZM197 260H198V259L196 258V262H198ZM222 260H224V259L222 258ZM70 261H71V260H70ZM86 261H87V260L84 258V260H83L84 264H88V263H91V262H92V261H91V262L89 261V262L86 263ZM153 261H154V260H153ZM164 261H165V260H164ZM164 261H163V262H164ZM169 261H170V260H169ZM177 261H178V260H177ZM237 261H236V262H237ZM141 262H142V261H141ZM147 262H146V261H145V262L143 261L142 263H143V264H144V263L146 264ZM157 262H158V261H157ZM160 262H161V261H160ZM201 262H202V261H201ZM211 262H212V261H211ZM218 262H220V264H223V263H224V262L222 263L221 261H218ZM218 262L216 261L215 263L217 264ZM240 262L242 263L243 261H240ZM255 262H256V261H255ZM255 262H252V263H255ZM93 263L97 264L96 262H93ZM137 263H136V264H137ZM151 263L154 264L155 262H152V261H151ZM161 263H162V262H161ZM164 263H165V262H164ZM176 263H177V262H176ZM234 263H235V262H234ZM234 263H233V264H234ZM245 263H246V261H245ZM80 264H81V263H80ZM140 264H141V263H140ZM155 264H156V263H155ZM157 264H159V262H158ZM165 264H166V263H165ZM177 264H178V263H177ZM185 264H186V263H185ZM199 264H200V263H199ZM207 264H208V263H207ZM224 264H225V263H224ZM235 264H236V263H235ZM237 264H239V263H237ZM246 264H248V263H246ZM256 264H264V259H260V260H259V263L257 262Z\"/></svg>","mask_w":264,"mask_h":264},{"label":"crops","instance_id":"0c3cea01","mask_svg":"<svg viewBox=\"0 0 264 264\" xmlns=\"http://www.w3.org/2000/svg\"><path fill=\"white\" fill-rule=\"evenodd\" d=\"M25 204L17 195H7L3 201V215L12 225H19L25 220Z\"/></svg>","mask_w":264,"mask_h":264}]
</instances>
